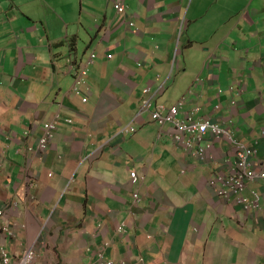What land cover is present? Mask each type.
<instances>
[{
	"label": "crops",
	"instance_id": "crops-1",
	"mask_svg": "<svg viewBox=\"0 0 264 264\" xmlns=\"http://www.w3.org/2000/svg\"><path fill=\"white\" fill-rule=\"evenodd\" d=\"M254 1L132 0L130 28L114 0H0V211L16 232L0 229V264L1 249L16 258L35 243L38 264H96L100 248L127 264H264V182L246 192L260 194V209L223 201L208 179L233 147L212 138L214 161L201 165L170 124L160 130L139 111L146 88L166 107L190 89L205 115L256 146L264 168V0ZM69 57L87 65L86 102ZM129 124L136 132L124 136ZM133 171L145 178L138 202Z\"/></svg>",
	"mask_w": 264,
	"mask_h": 264
},
{
	"label": "clouds",
	"instance_id": "clouds-1",
	"mask_svg": "<svg viewBox=\"0 0 264 264\" xmlns=\"http://www.w3.org/2000/svg\"><path fill=\"white\" fill-rule=\"evenodd\" d=\"M113 5H114V3H113ZM128 13L129 14H133V13L129 12V6H128ZM135 19H136V16H135ZM134 25H135V23H134ZM184 25H185V23H184ZM133 27H130V28H133ZM179 44H180V41H179ZM177 48L175 50L176 54H174V55H176V61H177V58H178V51H179V49H177ZM92 53L95 54V52H92ZM90 57H91V55H90ZM90 57H89V59H90ZM95 57H96V55H95ZM70 58L68 59V66H70L69 71H70L72 77H74L75 81H76L75 72H77L81 68H84V69H86V75H87L88 74L87 65L94 64V58H93L92 63H90V64L88 63L89 62V59H88L87 65H85V66H82L81 64H78L76 61H74L72 58L71 59ZM70 62L74 66L73 68H71ZM85 76H82V78L85 77ZM171 76H172V74H169L168 78L171 79ZM82 78H81V82H82ZM172 79H173V76H172ZM166 83H167V81L162 84L163 87L161 86L162 88H160V90H163V89L165 90ZM75 86H76V84L74 85L73 90H74ZM229 88H230V86H229ZM146 89H150V88H146ZM233 89H234V86H233ZM245 89H246L245 86H240V91L238 92V96L241 97L240 94ZM144 90H143V93H144ZM220 90L223 92V90L221 88H218L217 92H218V96L219 97H220V95L222 93V92L221 93L219 92ZM230 91H233V90H230ZM150 93H151V90H150ZM191 93H192V91L189 89L184 95L181 96V98L184 97V96L187 98V103L185 104V106L183 107L181 112H184L186 110H191V109L195 108L196 106H200L201 107V112L197 116L205 115L203 113V105H201L198 100H195L193 102L190 101L191 98H192V96L190 95ZM158 94H159V91L153 94L155 96V98H154V106L155 105H159V104L156 103V97L158 96ZM76 95L82 96L83 101H84V98H86L82 93L81 94H76ZM145 98H146V96L144 94V98H143V100L141 102V106H140L139 111L140 112H149L150 115H151L152 120L160 127V130H162V128L165 125L170 124V123H166L164 125H159L152 117L151 112L153 111V108H151L150 110H143L142 111L141 107H142V104H143V101H144ZM178 100L173 105H171L170 107H166L164 105H159V106H163L166 110H169L172 106H174L178 102ZM86 101H87V98H86ZM232 101L235 104H233ZM229 104L231 106H235L236 107V99L234 97H232L230 99V103ZM215 108L216 109H220L221 108L220 104L216 105ZM205 117H209L210 120L212 121V123L216 124L218 126L217 128L221 132L220 133H214L212 131V129H211V130H208V132L205 135H202L201 138L199 136L196 137V138L184 137L183 140L178 141V140L175 139L174 128L170 124L171 127H172V129H170V136L172 137L175 145H177L178 147L182 148L186 154L195 157L198 160L199 164L207 165L208 162L214 161V158H215V155L213 154L214 143L212 142V138H214L215 141H217V140H219V141H227L229 146L233 147V152H232L233 154L231 153V155L226 158V160L223 162V164H221L219 166L217 171L212 173V175L208 179V185L213 190V192L217 196H219V198L223 199V201H225V202H228V201L233 202L234 204L240 206L247 214H249L250 212H253V210H255V209H260V205H259L260 194L257 191H252L251 192V197H248L246 195L248 186L251 183H253V182H264V168L260 165V162L255 160V156H256V154L258 152L256 146L255 145H248V144L244 143L243 141H241L240 139H236L234 134H233V132H231L230 129H228L226 127H223L219 122L214 121L211 118V116L205 115ZM230 118L232 119V115L230 116ZM69 122H71V121L69 120ZM131 128H133L134 131H131L130 130ZM126 129L128 131H126ZM135 132H136V128L132 124H129L124 129V136L127 135V134H134ZM262 134L264 135V133H262ZM55 138H56V135H55ZM55 138H54V140H55ZM51 144H50V147H51ZM50 147L48 149V152L50 150ZM243 148H245V150H249L250 151V154L247 156V158L245 160V165H241L242 159L240 158V154L242 153L241 150ZM132 173H136V172L135 171L131 172L130 177H131L132 186L137 189V191H134V193H133L134 201L138 202L139 201V188L143 184L145 178L143 176H139L136 173V175L140 179V182L139 183H134L132 181ZM180 173L182 175H184L186 173V169H182ZM237 183H240V185H237ZM232 187H234V188H232ZM255 194L258 197H255ZM1 212H2V214H0V218L4 217L7 214V217L5 218V220L0 225L1 231L5 234V236H10L12 238H15L16 237V232H15L14 229H12L10 227V223H9V220H8V214L9 213L8 212H4V211H0V213ZM7 227H8L9 230L14 231L15 234L11 235L10 234L11 232H8V230L5 229ZM124 229H125V226L122 225L118 229V232L119 233H123ZM30 248L34 249L36 251L37 259H36L34 264H38L39 263V259L41 258V251L38 248V244L35 243L32 246L28 247L26 249L25 253ZM3 250H5L10 255L12 261L20 260V259L24 258V255H25V253H24V255H22L21 257H16L15 258V257H13L10 254V252L7 249L3 248V249H1L2 264H3V254H2ZM100 253L103 255V260L104 261H113L114 263H118L120 261H125L126 264H127V261L125 259H121V260L115 261V260H111V259L105 258V254H104L103 248H100L97 251L96 259H95V263L96 264H101L100 262H98V259H97V256ZM90 264H93V263H90Z\"/></svg>",
	"mask_w": 264,
	"mask_h": 264
},
{
	"label": "built area",
	"instance_id": "built-area-1",
	"mask_svg": "<svg viewBox=\"0 0 264 264\" xmlns=\"http://www.w3.org/2000/svg\"><path fill=\"white\" fill-rule=\"evenodd\" d=\"M132 0H114V9L119 16L118 18L122 21H126L130 27L134 26L135 23V16L133 14L128 13V3ZM185 25L182 22L179 26V37L177 41V47L179 45V40L182 36V32ZM176 47V48H177ZM176 54V53H175ZM95 57V54L92 53L91 57L89 59V64L92 63L93 58ZM176 61V55H174V63ZM71 64V68L74 66ZM76 75V86L74 88V91L76 94H81L82 91L78 84H81V78L82 76L86 75V69L81 68L77 72H75ZM169 79V78H168ZM163 87V85H162ZM161 87V88H162ZM230 90H233V86H230ZM222 92L221 90L219 91ZM144 94L146 98L143 101L141 110H150L153 108V111L151 112L153 119L159 124L164 125L166 123H170L175 131V139L180 141L183 140L184 137H202V135H205L208 130H211L214 133H220L221 131L217 128L218 126L216 124H213L209 117H205V115L197 116L201 112V107L196 106L195 108L191 110H186L184 112H181L185 104L187 103V98L184 96L181 99L178 100V102L172 106L169 110H166L163 106L155 105L154 106V98L155 96L150 93V89H145ZM84 102H86V98H84ZM233 104H235L232 101ZM58 129V119L51 121L45 125V128L43 129V136L39 140V145L37 147L38 153L41 155H46L48 152V149L50 147V144L54 141L56 132ZM131 131H134L133 128L130 129ZM126 131H128L126 129ZM243 148L241 150L240 158L242 159L241 165H245V160L247 156L250 154L249 150H245ZM244 151V152H243ZM132 181L134 183H139L140 179L136 175V173H132ZM229 183V182H228ZM237 185H240V183H237ZM234 188V187H232ZM137 196V195H136ZM255 197H258L255 194ZM2 214V212L0 213ZM8 232H11V235H14V231H11L7 228ZM3 264H34L37 259V254L34 249H29L25 255L24 258L12 261L10 255L3 250ZM98 262L101 264H126L125 261H120L118 263H114L113 261H104L103 255L100 253L97 256Z\"/></svg>",
	"mask_w": 264,
	"mask_h": 264
},
{
	"label": "rangeland",
	"instance_id": "rangeland-1",
	"mask_svg": "<svg viewBox=\"0 0 264 264\" xmlns=\"http://www.w3.org/2000/svg\"><path fill=\"white\" fill-rule=\"evenodd\" d=\"M256 2H257V0L254 1V4H255ZM249 3H251V2L249 1ZM262 8H264V7H262ZM250 11L252 12L251 8H250ZM223 33H224V30H220V31H219V35H220V36H222ZM177 49L182 50L181 42H180V44H179V46H178ZM185 55H186V56H184V57L186 58V62H189V61H190L189 56H188L189 53L187 52V53H185ZM180 56H181V54H180ZM69 58H70V57H69ZM179 59H180V57H179ZM176 76L178 77L179 75H178V74H175V75L173 76V79H174V77H176ZM173 85H174V84H173ZM173 85H171V86L169 87V89L166 91V93H167L166 98H168V99L177 97V92H176L175 90L172 89ZM179 99H181V97H180Z\"/></svg>",
	"mask_w": 264,
	"mask_h": 264
}]
</instances>
